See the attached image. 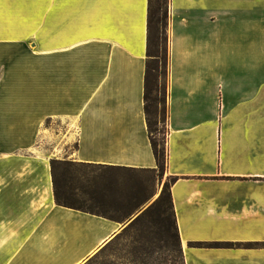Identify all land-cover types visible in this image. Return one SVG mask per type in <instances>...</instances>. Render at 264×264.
<instances>
[{"label":"crops","instance_id":"0c3cea01","mask_svg":"<svg viewBox=\"0 0 264 264\" xmlns=\"http://www.w3.org/2000/svg\"><path fill=\"white\" fill-rule=\"evenodd\" d=\"M148 7L0 0V264H85L128 222L59 205L54 158L158 170ZM169 12L164 171L185 264H264V0Z\"/></svg>","mask_w":264,"mask_h":264},{"label":"trees","instance_id":"16d2710c","mask_svg":"<svg viewBox=\"0 0 264 264\" xmlns=\"http://www.w3.org/2000/svg\"><path fill=\"white\" fill-rule=\"evenodd\" d=\"M169 11L170 0H149L144 107L158 170L165 169L167 160ZM51 166L55 198L59 205L118 222L128 220L129 223L123 228L124 232L135 229L141 237L151 236L152 244L159 249L171 247L178 253L181 264H185L170 185L165 187L154 202L142 209L154 195V191L150 185L140 180L137 174L156 170L98 165L104 170V175L95 177L88 188L83 184L82 177L72 173L74 163L53 159ZM84 194L89 196L90 204L77 198V195ZM121 233L115 238H119ZM103 249L104 247L101 250ZM167 258L162 259V262L168 264L170 260Z\"/></svg>","mask_w":264,"mask_h":264},{"label":"rangeland","instance_id":"374dc122","mask_svg":"<svg viewBox=\"0 0 264 264\" xmlns=\"http://www.w3.org/2000/svg\"><path fill=\"white\" fill-rule=\"evenodd\" d=\"M54 159L60 160L57 158ZM62 161H69L75 164V167L72 168V173L82 177L83 184L88 186V188H90L89 185H91L95 177L104 175V170L98 165L80 166L74 160L65 159ZM137 177L150 185L154 191V195L147 202L148 205L154 202L172 181L164 170L139 172ZM155 192L159 195L157 196ZM77 198L82 201H87V204L91 203L89 196L86 194L77 195ZM120 233L119 238L113 239L103 250H98L86 261V264H166L162 262V259L165 257H168L167 259L170 260L167 262L168 264H181L178 253L172 250L171 247L159 249L158 246L151 243L153 242L151 236L141 237L135 229H130L129 232H124L122 229Z\"/></svg>","mask_w":264,"mask_h":264}]
</instances>
